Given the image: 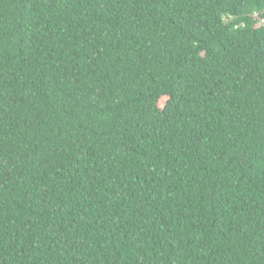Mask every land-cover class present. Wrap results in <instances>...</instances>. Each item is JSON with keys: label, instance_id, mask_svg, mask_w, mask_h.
Segmentation results:
<instances>
[{"label": "trees", "instance_id": "16d2710c", "mask_svg": "<svg viewBox=\"0 0 264 264\" xmlns=\"http://www.w3.org/2000/svg\"><path fill=\"white\" fill-rule=\"evenodd\" d=\"M0 264H264V0H0Z\"/></svg>", "mask_w": 264, "mask_h": 264}]
</instances>
